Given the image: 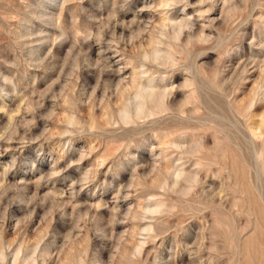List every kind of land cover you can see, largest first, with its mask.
Segmentation results:
<instances>
[{
    "label": "rangeland",
    "instance_id": "rangeland-1",
    "mask_svg": "<svg viewBox=\"0 0 264 264\" xmlns=\"http://www.w3.org/2000/svg\"><path fill=\"white\" fill-rule=\"evenodd\" d=\"M0 264H264V0H0Z\"/></svg>",
    "mask_w": 264,
    "mask_h": 264
},
{
    "label": "bare ground",
    "instance_id": "bare-ground-1",
    "mask_svg": "<svg viewBox=\"0 0 264 264\" xmlns=\"http://www.w3.org/2000/svg\"><path fill=\"white\" fill-rule=\"evenodd\" d=\"M149 97V96H148ZM251 101V100H250ZM253 102V101H252ZM249 110V109H248ZM245 111V110H244ZM252 111V110H251ZM249 115H250V113H249ZM253 121V120H252ZM254 123V122H253ZM255 125H256V122H255ZM251 127V126H250ZM252 128H254V127H252Z\"/></svg>",
    "mask_w": 264,
    "mask_h": 264
}]
</instances>
